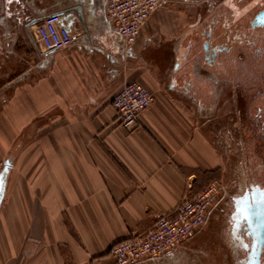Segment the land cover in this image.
<instances>
[{
    "label": "crops",
    "instance_id": "1",
    "mask_svg": "<svg viewBox=\"0 0 264 264\" xmlns=\"http://www.w3.org/2000/svg\"><path fill=\"white\" fill-rule=\"evenodd\" d=\"M104 2L0 0V162H11L0 264H117L115 243L173 216L221 165L190 103L157 70L185 44L186 18L161 8L124 47ZM16 6L25 21L71 10L62 23L79 39L41 53L35 25L18 31ZM131 81L154 99L129 131L113 99ZM176 253L138 264H177Z\"/></svg>",
    "mask_w": 264,
    "mask_h": 264
},
{
    "label": "rangeland",
    "instance_id": "2",
    "mask_svg": "<svg viewBox=\"0 0 264 264\" xmlns=\"http://www.w3.org/2000/svg\"><path fill=\"white\" fill-rule=\"evenodd\" d=\"M163 4L155 11L177 10L189 28L179 53H167L157 70L190 103L221 162L208 182L220 185L217 200L200 231L176 250L177 264H264V29L251 25L264 0ZM15 10L18 31L29 32L23 9Z\"/></svg>",
    "mask_w": 264,
    "mask_h": 264
},
{
    "label": "built area",
    "instance_id": "3",
    "mask_svg": "<svg viewBox=\"0 0 264 264\" xmlns=\"http://www.w3.org/2000/svg\"><path fill=\"white\" fill-rule=\"evenodd\" d=\"M165 0H105V16L114 24L124 47L133 45L152 13ZM61 13L31 16L27 21L35 25V38L44 51L56 52L71 46L80 37L62 23ZM153 102L152 93L139 81L126 83L114 96L113 106L120 124L126 130L139 125L140 113ZM5 164L0 165V174ZM220 185L213 181L200 191L188 195L173 216L161 215L153 228L142 234L115 243L111 254L117 264H138L165 257L188 239L194 237L207 222Z\"/></svg>",
    "mask_w": 264,
    "mask_h": 264
},
{
    "label": "water",
    "instance_id": "4",
    "mask_svg": "<svg viewBox=\"0 0 264 264\" xmlns=\"http://www.w3.org/2000/svg\"><path fill=\"white\" fill-rule=\"evenodd\" d=\"M63 18V15H62ZM33 22H30L29 25H32ZM11 165V162L9 160H7L5 162V167L2 170L1 174H0V205L1 202L3 200V196H4V191H5V185H6V178H7V174L9 172V166Z\"/></svg>",
    "mask_w": 264,
    "mask_h": 264
},
{
    "label": "flooded vegetation",
    "instance_id": "5",
    "mask_svg": "<svg viewBox=\"0 0 264 264\" xmlns=\"http://www.w3.org/2000/svg\"><path fill=\"white\" fill-rule=\"evenodd\" d=\"M249 1V0H247ZM253 1V0H252ZM263 10L257 12L256 16H254L251 20V25H252V28H255V29H264V6L262 8ZM50 12H44L40 15H43V14H48ZM39 16V15H37ZM230 40H232V36L230 38Z\"/></svg>",
    "mask_w": 264,
    "mask_h": 264
},
{
    "label": "bare ground",
    "instance_id": "6",
    "mask_svg": "<svg viewBox=\"0 0 264 264\" xmlns=\"http://www.w3.org/2000/svg\"><path fill=\"white\" fill-rule=\"evenodd\" d=\"M164 5V4H163Z\"/></svg>",
    "mask_w": 264,
    "mask_h": 264
}]
</instances>
